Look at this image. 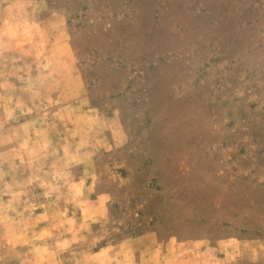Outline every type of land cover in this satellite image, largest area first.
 <instances>
[{
  "label": "rangeland",
  "instance_id": "1",
  "mask_svg": "<svg viewBox=\"0 0 264 264\" xmlns=\"http://www.w3.org/2000/svg\"><path fill=\"white\" fill-rule=\"evenodd\" d=\"M0 264H264V0H0Z\"/></svg>",
  "mask_w": 264,
  "mask_h": 264
}]
</instances>
